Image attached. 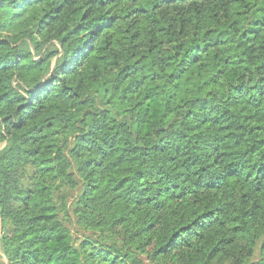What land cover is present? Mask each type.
I'll return each instance as SVG.
<instances>
[{"label":"trees","instance_id":"16d2710c","mask_svg":"<svg viewBox=\"0 0 264 264\" xmlns=\"http://www.w3.org/2000/svg\"><path fill=\"white\" fill-rule=\"evenodd\" d=\"M0 264H264V0H0Z\"/></svg>","mask_w":264,"mask_h":264},{"label":"rangeland","instance_id":"374dc122","mask_svg":"<svg viewBox=\"0 0 264 264\" xmlns=\"http://www.w3.org/2000/svg\"><path fill=\"white\" fill-rule=\"evenodd\" d=\"M0 230H1V229H0ZM0 262H5V263H7L6 260H5L2 256L0 257Z\"/></svg>","mask_w":264,"mask_h":264}]
</instances>
